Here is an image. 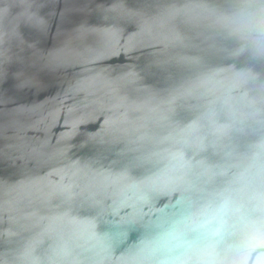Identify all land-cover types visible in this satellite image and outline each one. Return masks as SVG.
Listing matches in <instances>:
<instances>
[{"label":"water","instance_id":"water-1","mask_svg":"<svg viewBox=\"0 0 264 264\" xmlns=\"http://www.w3.org/2000/svg\"><path fill=\"white\" fill-rule=\"evenodd\" d=\"M0 264H264V0H0Z\"/></svg>","mask_w":264,"mask_h":264}]
</instances>
